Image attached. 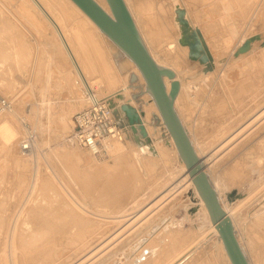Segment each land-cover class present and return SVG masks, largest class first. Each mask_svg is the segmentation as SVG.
Segmentation results:
<instances>
[{
    "label": "rangeland",
    "instance_id": "1",
    "mask_svg": "<svg viewBox=\"0 0 264 264\" xmlns=\"http://www.w3.org/2000/svg\"><path fill=\"white\" fill-rule=\"evenodd\" d=\"M52 1L43 0L50 10H54ZM125 1L127 8L131 10L132 14L134 13L133 16L137 23L136 27L147 50L149 48L156 57L161 58L166 63L171 62V65L176 66V60L173 62L166 60H170V56H166L170 54L167 51V42H172L173 37L176 36L172 35L173 1ZM177 1L187 10L190 20L194 22L195 26L201 27L204 33L210 35L214 48L222 53L217 62H209L206 65L199 64L200 66L197 65L198 63L190 61L188 56H185L186 66L190 64L189 69L184 66L185 71L182 67L183 64L180 66L183 68V72H179L180 75L177 72L178 74L176 73L175 75V77L179 76L178 78L184 87L186 86L185 92L182 94L183 98L180 99L183 107H181L183 110L180 108V113L186 125L187 133L189 132V138L196 144L201 155V161L207 160L202 162L204 163V170L212 183L214 182L213 184L218 187L223 204L231 211L234 217L237 229L235 230L236 236L240 239L243 251L248 257L250 264H264V0H212L207 6V11L203 13L200 4L201 0ZM232 18H235V20ZM69 22L70 26L68 29L71 31L75 32L74 29L79 26L84 33L88 35L93 33L92 29L85 25L84 20L79 16L76 17L73 24L72 20ZM11 36L16 37L14 41L10 38ZM252 37H258V39L255 41L251 39ZM10 39L13 45L15 44L14 48L9 45L11 43ZM105 40L110 56L116 60L121 70L124 83H116L112 86H107V82L103 86L96 83L93 84L92 90L96 92L98 98L109 99L111 97L109 95L119 93L126 88L128 95L124 103H132L138 110H144L145 102L143 97L147 88L146 84L145 87L141 84L139 78L133 72V66L127 60V56L108 37ZM58 41L53 28L38 13L35 5L30 4L29 0H0V102L6 100L13 107L9 115L0 114V121L3 119L9 120L20 133L16 145L11 149L0 142V264H15L11 255L10 238L6 239L8 236L10 237V233L8 236L6 234L12 232L13 226L19 224V220L22 219L20 228L27 227L25 225L21 226V224L27 218L29 223L32 222L34 220H32V216L35 211L37 212L42 208L41 204L44 205L43 208L48 205L45 208L47 210V213H44L45 218V214L47 216V214L51 213V211H48L50 210L49 207H51L50 204H53V207L56 205L59 209L61 203L62 205L71 203L77 207H87L90 211L96 210V204L98 206L106 205L117 212L120 210L122 212L124 210L128 211L129 213L126 212L125 214H129V216H132L133 213L136 214L139 210L145 211L151 205L152 207L149 213L147 211L143 214L142 217L145 219L140 218V220L138 219L139 221L134 222L135 224H131L134 219L130 221V216L127 218L130 222L124 220L122 224H119V226L124 224L127 227H118V222L115 224L111 223V226L109 221L106 224L103 222V227L107 229L103 230L101 219L98 228L99 222L95 221L99 218H95L96 220L91 218L92 221L94 220L95 223H98L94 227V229H97V235H94L96 233L93 235L94 237L96 236L95 238L100 239L96 241L92 235L93 238L91 240L90 235L92 233H89L88 236L90 238L80 239L81 243L84 241L83 244H85H81V246L78 244L80 240L75 237L77 235H74V239H77V241L72 240L74 232L78 233L77 228H74V231L70 233L72 235L67 234V237L64 236L67 239L70 237L69 240L62 239L68 243L64 244L65 246L63 245V248L66 247L67 254L64 256L66 261H61L65 259L63 258L59 259L58 263L53 264H80L81 260H84L94 250V254L89 257L90 260L87 262L84 260L85 264H129L135 259L134 256L141 252V249H151L152 246L158 243H161V245H158L161 246V256L157 264H225L216 248L214 235H211V237L203 236L196 244L192 243L197 238H200L198 236H200L201 232H198L197 228L200 224L202 225L203 221L201 210L198 206L199 199L196 197L194 189L190 186L188 187V184L186 185L188 182L180 183L179 188H174L179 182L178 179L182 180V175L184 174L181 171V164L175 149L169 145L165 124L157 112L153 111L148 120L152 127V141L150 140V143L142 146L145 147L144 149L136 145L125 131L128 122L119 111L121 101H112L113 104L109 103V105L115 108V116L122 130L125 131V139L123 140L125 151L113 158L112 162L100 164L104 165V167H98L99 170L92 172L93 174L88 175L89 177L85 175V180L82 179L84 175H79L78 177L75 175L77 173L74 172V168H70L71 171L69 172L66 170L67 167L60 163L63 162V151L74 152L73 154L80 152L73 143L75 138L71 137L74 136L73 134L76 131L74 116L83 110L87 103L85 100L84 103L80 104L81 106L71 102L63 103L58 100L59 96L57 93L55 94L56 91H54V84L52 83L54 75L51 70H54V67H58V64H61V67L65 65L62 69L67 72L64 78L66 86L59 84L58 87L56 86L57 91L62 88L66 89L67 86L68 90H73L78 85L82 86L77 72L71 66L72 63L66 58L67 56L63 55L61 48L59 49L60 43ZM244 41L246 42L243 45H246L247 42L250 43V46L247 43L250 51L247 49L246 55L244 52H242L243 54L240 52L241 56L245 55L243 58L239 57L240 54H235L237 56H234L233 53L237 48H240ZM17 42L18 45L16 44ZM10 46L13 50H15V47L17 48L16 52L18 57L20 56L19 58L15 56V51H13L15 54H12ZM19 47L20 49H18ZM51 47H54V49ZM23 48L25 52L20 53ZM58 49L60 50L59 54L62 55L58 54ZM52 50L57 53L52 52ZM23 54L28 59L25 60ZM17 58L18 61L15 60ZM60 59H62V63ZM27 60H30V62ZM104 60L106 61V57H104ZM19 61L21 62L19 63ZM15 62L17 65L15 64L14 67L13 64ZM27 62L28 66H26V69L25 64L27 65ZM243 62L246 64L244 66L246 69L243 67L245 65ZM224 67L225 69H223ZM239 67L240 69L244 68L242 69L244 74L239 72L241 71ZM14 68L18 69L19 74L17 69ZM48 69H50L49 73L52 77L48 73ZM216 69H218V72ZM44 71L47 73L45 74ZM215 71L217 72L216 74L214 73ZM235 71L238 73L237 82L235 81V86H237L231 89L233 84L231 85L230 81L232 79H229L228 75ZM208 72L213 73L210 75ZM224 72V77L228 81L221 77L223 76L221 73L224 74ZM44 75L48 77H46L48 81H46ZM93 77L94 75L90 77V80H94ZM41 78H44V81ZM239 79L240 82H238ZM7 80L9 83L5 84L8 82ZM40 80H42L41 83H39ZM10 84H14L13 86L11 85L14 88L15 86L17 87L11 89ZM50 101L57 103L53 105ZM27 105L28 107H26ZM55 106L58 107L56 108ZM56 109H58L57 114H55L57 112ZM0 113L3 112L0 111ZM69 121L72 122L73 128H70ZM57 126L62 132L67 131L66 135L70 133V136H72L64 137L65 135H63L61 137L58 135L57 137L54 132V127ZM27 136L28 138L30 136L36 137L37 140L40 137L41 141L40 146L36 145V149L33 152L24 154L21 152V146ZM149 144L151 147H149ZM80 154L83 153L80 152ZM18 160L22 162V165L17 163ZM109 164L113 165V167H110ZM100 165L98 164L97 166ZM87 178L88 180H86ZM52 192L55 193L51 194ZM55 194L57 197L54 196ZM46 199L47 203L49 200L51 201L47 204L43 202ZM25 202H29L28 204L30 205L22 206ZM131 202H140L139 208H136L139 210L133 208L136 212L132 211ZM37 203L40 204V207ZM127 203L130 207L126 210ZM90 204H95L94 208ZM19 205L20 209H24L20 217L15 215V210ZM184 205H195L196 210H193L196 212L188 213V211H185ZM28 206H33V209L37 207L35 208L36 210L30 207L33 210L31 211ZM67 209L62 211L63 215H61L63 217L64 215L67 216L69 211ZM130 211L133 213H130ZM147 213L148 215H145ZM50 215L48 218H50ZM59 220H54L55 225L60 224ZM77 220L81 222L80 218L76 217L74 225L78 222ZM46 221L48 225L44 227L49 230L53 226L49 225L48 220ZM125 221H128L127 223L130 226ZM150 221L149 227L144 226ZM128 226L131 228H128ZM133 226L134 228H132ZM135 226L137 227L136 230ZM21 229L20 231H22ZM99 229L103 232L98 233ZM205 229H207L206 224ZM118 231L120 236H118ZM137 231L140 232L137 233ZM123 232L124 234L122 235ZM185 232L189 234V238L186 236L182 238L181 233L185 234ZM104 234L107 242L102 237ZM129 234L132 236L130 237ZM112 235L114 238H112ZM58 236L61 237V235ZM136 236H139V239L135 238ZM101 239L106 243L104 248H101V244L104 243ZM86 241L89 245H86ZM99 241L100 243L102 242L100 245ZM112 241L113 243H111ZM70 242L73 244H70ZM75 243L78 247L74 246ZM122 243L124 244L122 245ZM29 246L28 244L26 245V250L23 248L18 250L19 256L21 253L24 254H21V256H24L22 258H25V261L26 257H29L32 253ZM119 246L122 247L120 248ZM79 247L84 249L86 247L87 249L84 251L83 248H80L82 250L80 252ZM91 248L92 251L89 250ZM97 248L99 249L96 250ZM87 250L88 254L86 253ZM144 252L146 253L148 250ZM20 257L18 260H20ZM20 261H18V264H24L22 260ZM84 263L82 262V264Z\"/></svg>",
    "mask_w": 264,
    "mask_h": 264
},
{
    "label": "bare ground",
    "instance_id": "2",
    "mask_svg": "<svg viewBox=\"0 0 264 264\" xmlns=\"http://www.w3.org/2000/svg\"><path fill=\"white\" fill-rule=\"evenodd\" d=\"M28 1V0H27ZM96 4H98L105 12L106 14H108L109 16H111L112 18H114V10L112 9V5L110 4V1L109 0H93ZM173 1V5H174V9H173V14H174V18H173V28H172V35H176L173 37V41H169L167 42V51L170 52V54L166 55L167 57L170 56V60L169 59H166L167 61H175L176 63V66H173L169 63H166L165 61H162L161 58L159 57H156L152 51H150V49L148 48V52L150 54V56L153 58V60L156 62V64L164 69H167V70H170L172 71L173 73H176L178 72H183L182 69L184 68H187L189 69V65L186 66L187 62H186V57L185 56H188V59L192 62H195V63H198L197 65L201 64V65H206L207 63L209 62H217V60L219 59V57L222 56V53L221 51L217 50L214 48V46L212 45V41L210 39V35L207 33H204L203 29L199 26H195L194 22L192 20H190V16H189V13L187 12V10L181 6L182 4L181 3H178L177 0H172ZM30 4H34L35 7L37 8L38 10V13L43 16L47 22L49 23V25L53 28V31H54V34L58 37V43H60V47L59 49L61 48V52H63V55L67 56L66 58H68L69 62L72 63V68L75 69V71L77 72L79 78H80V81H81V84L82 86H79L77 88H74L73 90L70 89L68 90V86L66 89H61V90H58L56 89V86L58 87L59 84L60 85H63V86H66V81L64 82V78L66 77V72L65 70L62 69V67H64L65 65H63L61 67V64H58V67H54V70H51L52 73H53V79H52V83L54 84V91L55 94L57 93V95L59 96V99L61 102L63 103H66V102H71V103H74V104H77L79 106H81L80 104L81 103H84V100L85 102L87 103L88 105V102H89V99L92 97V96H95V97H98V95H96V92H94V90H92V86L93 84H100V86H103L105 85V82H107V86H112L113 84H116V83H124L123 79H122V73H121V70L120 68L118 67L117 63H116V60L113 59L111 56H110V51H108L107 47H106V40L105 38L107 37L99 28L98 26L72 1V0H53L52 2L54 3V10H50L48 5L46 3L43 2V0H29ZM125 4H126V1L124 0ZM212 2V0H201L200 4H201V8H202V13L203 12H206L207 11V6L209 5V3ZM127 6V5H126ZM173 7V6H172ZM129 10V8H128ZM133 20H134V23L135 25L137 24L136 23V20L134 19V16L131 12V10H129ZM81 17L83 20H84V24L89 26L93 33H91L90 35H88L87 33H84V31L79 28V26H76V28L74 29V31H71L70 29H68V27L70 26V20H72V24L73 22H75L76 20V17ZM192 19V18H191ZM235 20V18H232ZM141 21V20H140ZM143 22V21H142ZM145 31V30H144ZM147 31V30H146ZM176 33V34H175ZM11 39H13L12 41H14V39L16 37H10ZM11 39H10V42H11ZM251 39L253 40H257L258 37H252ZM250 40V39H249ZM176 41V43H175ZM16 42V41H15ZM246 41H244L242 43V45L240 46V48L233 53L234 56H237L240 54V52H246V50L249 48L248 47V44L250 46V43L247 42L246 45H243ZM251 42V40H250ZM9 43V42H8ZM229 43V42H227ZM253 43V42H251ZM18 45V42L16 43ZM197 44V47H194L195 45ZM9 45H12L15 46V44L13 45V43L11 42ZM22 45V44H20ZM52 45V44H51ZM50 45V46H51ZM116 45V44H115ZM53 46V45H52ZM117 46V45H116ZM213 46V47H212ZM228 46V45H227ZM244 46V47H243ZM18 47V46H17ZM11 48V46H10ZM14 48V47H13ZM13 48H11L12 50V54L14 55L15 52H16V47H15V50H13ZM26 48V47H25ZM54 49V47H51ZM118 49H120L118 46H117ZM20 49V47L18 48ZM22 49V47H21ZM31 49V48H30ZM58 49V50H59ZM10 50V49H9ZM10 50V51H11ZM27 50V49H26ZM57 50V49H56ZM121 50V49H120ZM249 50V49H248ZM13 51H15L13 53ZM32 51V50H31ZM122 51V50H121ZM250 51V50H249ZM21 52H25L24 51V48H23V51L20 50V53ZM28 52V51H27ZM30 52V51H29ZM50 52V51H49ZM52 52H56V51H53ZM60 50L58 51V54H59ZM123 52V51H122ZM53 53V54H54ZM57 53V52H56ZM121 53V52H120ZM120 53H118L120 55ZM124 53V52H123ZM125 54V53H124ZM237 54V55H235ZM243 54V53H242ZM247 53H245L246 55ZM24 55V54H23ZM57 55V54H56ZM55 55V56H56ZM59 55H62V54H59ZM126 55V54H125ZM244 55V56H245ZM16 57H18L17 55V52H16ZM26 55H24V59H28L27 56L25 57ZM51 56H53L51 54ZM127 56V55H126ZM241 56V54L239 55V57ZM244 56H241L242 58ZM20 57V56H19ZM18 57V58H19ZM104 57H106V61L104 60ZM14 58V57H13ZM12 58V59H13ZM18 58L15 59L16 61H18ZM31 58V57H30ZM166 58V57H165ZM23 59V60H24ZM103 59V60H102ZM207 59L206 63L203 62V60ZM31 60V59H30ZM30 60H27L30 62ZM59 60V59H58ZM108 60V61H107ZM127 60L129 61V63L133 66V72L137 75V77L139 78L140 82L142 85H144L145 87V84L147 86V83H146V80L144 79L142 73L140 72V70L138 69V67L135 65V63L127 56ZM165 60V59H164ZM237 60V59H236ZM62 61V59H60V62ZM235 61V59H234ZM244 61V60H243ZM21 61H19L20 63ZM24 62V61H23ZM22 62V64H23ZM26 62V61H25ZM237 62V61H236ZM245 62V61H244ZM243 62V63H244ZM54 63V62H53ZM57 63V62H56ZM62 63V62H61ZM103 63V64H102ZM230 63V61H229ZM234 63V62H233ZM247 64V62H245ZM244 63V64H245ZM15 64L16 62L13 64L14 67H15ZM30 64V63H29ZM177 64H180V65H177ZM184 64V65H183ZM243 65L244 66H246ZM17 65V64H16ZM19 65V64H18ZM21 65V64H20ZM24 65V64H23ZM181 65H183L182 67H180ZM238 65V64H236ZM26 66H28V62H27V65L25 64V68ZM200 66V65H199ZM235 66V65H234ZM18 67V66H17ZM52 67V66H51ZM203 67V66H202ZM226 67V66H225ZM225 67L223 69H225ZM233 67V66H231ZM20 68V67H19ZM23 68V67H22ZM48 68V67H47ZM184 68V70H185ZM246 69V67H244ZM242 68V69H244ZM14 69H17V68H14ZM27 69V68H26ZM52 69V68H51ZM187 69V70H188ZM193 69V67H192ZM222 69V70H223ZM232 69V68H231ZM240 69V67H239ZM240 69L241 71L239 72H243L244 74V71ZM45 70V69H44ZM49 70L48 69V73H49ZM191 70V68H190ZM217 72H218V69H216ZM234 70V69H232ZM10 71V70H9ZM20 71H22L20 69ZM25 71V70H24ZM47 71V70H46ZM46 71L45 74L47 73ZM50 71V72H51ZM186 71V70H185ZM226 71H228L226 69ZM231 71V70H229ZM17 72H18V69H17ZM193 72V71H192ZM195 72V71H194ZM216 71L214 72L215 74L217 73ZM10 73V72H9ZM21 73V72H20ZM177 73V74H178ZM186 73V72H185ZM187 73H190V72H187ZM209 73V72H208ZM213 73V72H212ZM212 73H209L210 75ZM220 73V72H219ZM19 74V72H18ZM50 74V73H49ZM223 76L221 77H224L225 75V72L224 74L221 73ZM220 74V75H221ZM7 75V73H6ZM10 75V74H9ZM8 75V76H9ZM51 75V74H50ZM93 79L94 80H90V77L93 76ZM180 75V73H179ZM11 76V75H10ZM205 76V75H203ZM238 76V73L237 71H235L234 73H229L228 77L229 79L231 78L232 81H230V84L232 85V88L235 86V83L237 82L236 81V77ZM45 77V75H44ZM47 77V76H46ZM46 81H48V77L46 78ZM52 77V75H51ZM132 77H136V76H132ZM179 76L175 77V80L179 82V91H178V94H177V97L175 99V102H174V107H175V110L180 118V120L182 119V115L180 113L181 109L183 108L181 106V102H180V99H182L183 97V92H185V87L183 85V83L180 81V79L178 78ZM16 78V77H15ZM206 78V76H205ZM209 78V77H208ZM225 78V77H224ZM9 79V78H7ZM43 79L44 81V78H41ZM51 79V78H50ZM49 79V80H50ZM204 79V78H203ZM96 80V81H95ZM208 80V79H207ZM225 80L228 81L227 78H225ZM242 80V79H241ZM8 81V80H7ZM9 81H11L9 79ZM9 81L5 84H8ZM17 81V79H16ZM42 80H40L39 83H41ZM95 81V82H94ZM219 81V80H218ZM236 81V82H235ZM51 82V80H50ZM50 82H48L49 84H51ZM164 82H165V86H166V91L167 93L170 92V89H171V83H172V80H170L169 78L165 77L164 78ZM238 82H240V79L238 80ZM38 83V84H39ZM47 84V83H46ZM238 84V83H237ZM4 85V84H2ZM13 86L14 84H10V86ZM40 85V84H39ZM44 86H46L45 84H43ZM7 86V85H5ZM9 86V85H8ZM9 86V88H10ZM11 86V89H13L14 87ZM41 86V85H40ZM228 87V85H226ZM225 86V87H226ZM237 86V85H236ZM235 86V87H236ZM17 86H15L16 88ZM226 87V88H227ZM230 87V86H229ZM14 88V89H15ZM50 88V87H48ZM53 88V86H52ZM38 89H39V86H38ZM228 89V88H227ZM41 90V88H40ZM52 90V89H51ZM198 90V89H197ZM196 90V91H197ZM187 91V90H186ZM60 92V93H59ZM127 92V89L124 88L121 92H117V93H113L109 96H111L109 99L105 98L108 100V103H112L113 102H117V101H121L120 102V105H119V111H120V108L121 106H123L124 104H128L130 106H132L133 108H135L138 112V114L140 115V118L142 120V123L146 129V132H147V135H148V138L152 141L151 139V126L149 124V119L152 115V112L155 111L157 112V114L162 118L161 114H160V111L157 107V104H156V101L155 99L153 98V96L150 94L149 90H148V86L146 88V91L144 93V97H143V100L145 102L144 104V110L140 111L138 110L136 107H134V105H132V103H124V101L126 100L127 98V95L128 93ZM191 93V91H189ZM197 93V92H196ZM187 95V93H185ZM190 96V94H188ZM190 99V98H188ZM187 99V100H188ZM26 100V99H24ZM191 100V99H190ZM194 100V99H193ZM113 101V102H112ZM51 102V101H50ZM49 102V103H50ZM54 102V101H53ZM52 103V102H51ZM57 103V102H55ZM55 103H52L53 105ZM59 103V102H58ZM190 103V102H189ZM26 104V103H25ZM119 104V103H118ZM38 105V104H37ZM48 105V104H47ZM51 105V104H50ZM49 105V107H50ZM46 106V104H45ZM28 107V105L26 106ZM30 107H32L30 105ZM56 108L58 106H55ZM54 107V109H55ZM111 107V106H110ZM182 107V108H181ZM112 110H114L115 108L111 107ZM181 108V109H180ZM12 109H9L8 111H5L3 113H0V114H6V115H9L11 112H12ZM33 109V108H32ZM35 109V108H34ZM118 109V108H117ZM52 110V109H51ZM57 112L55 114L58 113V109H56ZM183 110V109H182ZM55 112V111H54ZM122 116H124V114L122 112H120ZM163 120V118H162ZM164 122V120H163ZM182 124L187 132V128H186V125L184 124V121L182 119ZM69 124H70V128L73 126L72 125V122L69 121ZM165 124V123H164ZM57 125H58V120H57ZM136 126V131L132 130V128L129 126L126 127L125 131L129 134L130 136V139L132 138V141L138 145V146H141V148H144L145 147H142V146H145L148 144V141L146 138H144L140 132V129H139V125H135ZM166 129H167V133H168V137H169V145H171L174 149H175V153L180 161V164H181V171L184 175L183 178L182 177H179V178H182L181 179H178L179 182L178 184L174 187V188H177L179 186L180 183H184V182H188L186 183V185L188 184V187H192L194 189V193H196V197H198L199 199V204L198 206L200 207V210H201V215H202V218H203V221H202V225L198 226L197 228V231L201 232L200 233V238H197L196 240H194L192 243L193 244H196L199 240H201V237H205V236H210L211 235H214L215 238H214V241H215V245H216V248L218 250V252L220 253V255L222 256L223 260H224V263L225 264H232L231 260H230V257L228 256L227 254V251L225 249V246H224V243H223V240L221 239L220 235H219V232H218V223L217 222H213L210 215H209V212H208V209L204 203V201L202 200V198L200 197L199 193H198V190L196 188V186L194 185L193 183V179L192 177L190 176L189 174V170L187 169L186 167V164L183 162V160L180 158V155H179V152L177 150V147H176V144H175V141L173 139V137L171 136L170 132L168 131V128L167 126L165 125ZM73 128V127H72ZM125 131H124V139H125ZM54 132L56 134V136L58 137L61 136L63 137V135H65L64 137H68L70 136V133L68 135L67 134V131L66 132H62V130L57 126V127H54ZM189 133V132H188ZM187 133V134H188ZM29 134V133H28ZM18 135H20V133L18 132V129L14 126V124H12L9 120L7 119H3L2 121H0V142L4 143L3 145L6 146L7 148L11 149L12 147H14L17 143V140H18ZM74 135V134H73ZM72 136V135H71ZM70 136V137H71ZM189 136V135H188ZM74 136H72L71 138H73ZM24 138V137H23ZM22 138V139H23ZM28 138V136H27ZM26 138V139H27ZM21 139V141H22ZM25 139V138H24ZM23 139V140H24ZM28 139H30V143L32 145V149L30 151L33 152L35 149H36V145L40 146V141H41V138L39 137L38 140L37 138L35 137H29ZM127 139V137H126ZM70 140V139H69ZM192 139H190L191 141ZM71 141V140H70ZM23 142V141H22ZM193 142V140L191 141ZM20 143V142H19ZM73 143L75 144V146L80 150L81 153L83 154H80V152H76V154H73V153H70V152H67V151H63L62 152H59V153H62V159H63V162H60V163H63L64 164V167L66 166V170L67 171H71L70 168H74L72 170H74V172H76L77 174H75L77 177L79 175H84V177L82 179L85 178V175L87 177H89L88 175L90 174H93L94 171L97 172L99 170L98 167H104V165H100V164H105V163H108V162H112L113 161V158L117 157L118 155H121L124 151H125V146H124V143L123 141H120V140H116V139H111V138H108V139H105L104 142H103V146H104V154L100 157H93L91 155H89L85 150H83V148H81L79 146V144L74 140ZM42 144V143H41ZM193 147H194V150L198 156V158L200 159L201 161V155L197 149V146L196 144H194L193 142ZM75 147V148H76ZM148 147V146H147ZM149 147H151V145L149 144ZM70 148H73V147H70ZM55 150V149H54ZM53 150V151H54ZM58 151V150H56ZM55 151V152H56ZM22 152V151H21ZM23 153V152H22ZM25 154V153H24ZM23 154V155H24ZM29 154V152H28ZM54 154V153H53ZM55 155V154H54ZM53 155V157H54ZM58 155V154H57ZM61 157V156H60ZM59 158V157H58ZM60 159V160H62ZM56 160V159H55ZM206 160V159H205ZM204 160V161H205ZM204 161H201V162H204ZM207 161V160H206ZM17 163L19 165H22V162L20 160L17 161ZM58 163V162H57ZM206 163V162H205ZM62 164V165H63ZM100 165V166H97V165ZM204 163H202L203 165ZM77 166V167H76ZM97 166V167H96ZM110 167H113V165H110ZM69 167V169H68ZM204 167V165H203ZM106 168V167H105ZM204 169V168H203ZM93 170V171H92ZM93 172V173H92ZM204 172L206 173V171L204 170ZM180 173V174H182ZM65 174H66V171H65ZM207 174V173H206ZM68 176V175H67ZM82 177V176H80ZM209 177V176H208ZM73 178V177H72ZM210 178V177H209ZM71 179V178H70ZM85 180V179H84ZM88 180V178L86 179ZM181 180V181H180ZM211 181V179H210ZM125 182V181H124ZM212 183V181H211ZM214 183V182H213ZM212 183V186L214 187L217 195H218V199H219V202H220V205L222 207V209L224 210V212L228 215V217L231 219L232 221V224L234 226V229H236V223H235V220H234V217L232 216V213L230 210H228V208L223 204L222 200H221V197L219 195V191H218V187ZM185 186V185H184ZM55 187V186H54ZM186 187V186H185ZM179 188V187H178ZM80 189V188H79ZM185 189V188H184ZM192 189V190H193ZM52 190V188H51ZM186 190V189H185ZM55 191H57L55 189ZM58 192V191H57ZM55 192H52L51 194H53ZM57 194V193H56ZM56 194L54 196H56ZM57 197V196H56ZM45 198V197H44ZM55 198V197H53ZM41 199V198H40ZM43 199V198H42ZM39 200V199H38ZM37 200V201H38ZM44 200V199H43ZM55 200V199H54ZM40 201V200H39ZM38 201V202H39ZM51 201V200H49ZM48 201V203H49ZM56 201V200H55ZM43 202H46L47 203V199L46 201H43ZM52 202H53V199H52ZM51 202V203H52ZM29 202H25V204H23L22 206L24 205H27ZM32 204V202H30ZM42 203V202H41ZM45 203V204H46ZM47 203V204H48ZM65 203V202H64ZM108 203H113V202H108ZM142 203V202H141ZM34 204H35V201H34ZM38 204V203H37ZM36 204V205H37ZM92 204V203H91ZM90 204V205H91ZM140 202H131V207H132V211H135V210H139V209H136L138 206H139ZM30 205V204H28ZM40 204H38L39 206ZM51 207L50 210L48 211H51V215H50V218H48V214L46 216L45 214V218H44V213H47V210L45 208L47 207L45 206V208H43L44 205H40L42 208L39 210V211H35L34 212V215L32 216V222H28V218L27 220L25 219V217H23L25 219L24 223L21 224V226H27V227H22L23 229L20 228V221L22 220H19V224H15L12 228V232H8V234H6L7 236L9 235L10 233V237L8 236L6 239L10 238V243H11V248H12V251H11V255H12V259H13V263L15 264H18V261L22 260L24 264H53V263H58V260L60 259H63L65 258L64 256L67 254L66 253V247L63 248V245L65 244H68L65 240H62V239H66V240H69L70 237L65 238L67 237L66 235L70 234L72 231H74V228H77L76 230L78 231V233L76 234V232H74L75 234H73V238L72 240L73 241H77V239H83L85 240V238L88 239V235L89 233H92L90 235L91 237V240L92 238L94 237V235H97V229H94L95 226L98 225V223H95V222H99V225H98V228L100 226V219L102 221V227H103V222H106L109 223L110 221V224L111 223H117L118 224V227L119 224H122V221L124 220H128L130 219L133 220L131 222L134 223L135 221H137L138 219L140 220L143 219L144 217L143 214L145 212L150 211V208L152 207L149 206V208H146V210L144 211H137L136 214H134L132 211H130V213L132 212L133 215L131 216V218H129V214L126 215L125 213H129L128 211H119L117 212L116 210H113L111 207L109 206H106V205H100L98 206L96 204L95 208L96 210H92L90 211L89 209H87V207H77L75 205H72L71 203H65V205H62L61 203V207H58L56 205H54L55 207H53L52 205L53 204H50ZM49 205V206H50ZM95 205V204H94ZM94 205H91L92 207ZM39 206V207H40ZM185 206V205H184ZM187 206V208H186ZM184 207L185 211H188V213H194L196 212L195 208L196 206L195 205H186ZM31 207V206H30ZM30 207L28 206V208L30 209ZM33 207V206H32ZM31 207V208H32ZM37 207V206H36ZM34 207V209L36 208ZM130 207L128 205V203L126 204V210L127 208ZM147 207V206H146ZM48 208V209H49ZM69 209L68 211V214L67 216L64 215V217L62 216L63 215V210L66 211V209ZM90 208V207H89ZM94 208V207H93ZM133 208L135 210H133ZM139 208V207H138ZM142 208H145V207H142ZM33 209V208H32ZM33 209V210H34ZM67 209V210H68ZM130 209V208H129ZM128 209V210H129ZM195 209V210H193ZM31 210V209H30ZM29 210V211H30ZM31 210V211H33ZM36 210V209H35ZM38 210V209H37ZM142 210V209H141ZM24 212V209L21 208L20 209V205L18 206V208L15 210V215H18V217H20V214H22ZM136 212V211H135ZM30 213V212H29ZM145 214V215H148ZM60 214V216H59ZM62 214V215H61ZM73 216V217H72ZM74 216L80 218V221L77 220L78 222L76 223V225H74ZM47 217V218H46ZM62 217V219H61ZM42 218V219H41ZM91 218H94V220H96L95 218H99L97 221L94 222V220L92 221ZM129 218V219H127ZM50 219V220H49ZM60 219V220H59ZM145 219V218H144ZM46 220H48L49 222V225L51 224L53 227L49 230L46 229V227H44L45 225L47 226L48 224H46ZM54 220H59L60 224H56L54 223ZM138 220V221H139ZM18 221V220H17ZM31 221V220H29ZM127 221V222H128ZM129 221V222H130ZM22 222V221H21ZM26 222V223H25ZM56 222V221H55ZM58 222V221H57ZM126 222V221H125ZM126 224H129L127 223ZM62 223V224H61ZM64 223V224H63ZM116 224V225H117ZM135 224V223H134ZM133 224V225H134ZM137 224V223H136ZM151 224V221L150 222H147V225H144V226H147L149 227V225ZM205 224L207 226V229H205ZM74 225V226H73ZM141 225H143L141 223ZM76 226V227H75ZM106 226V225H104ZM112 226V224H111ZM115 226V225H114ZM124 226V224L122 225ZM121 226V227H122ZM130 226V224H129ZM128 228H131L129 227ZM143 226V227H144ZM117 227V226H116ZM117 227V229L119 230V228ZM124 227H127L124 226ZM136 227V226H135ZM146 227V228H147ZM10 228V227H9ZM127 228V230H128ZM134 228V226L132 227ZM20 229L22 231H20ZM101 229V228H100ZM98 231V233H101L103 232L102 230ZM106 229V227H103V230ZM122 229V228H121ZM126 229V228H125ZM137 229V227L135 228V230ZM142 229V228H141ZM140 229V230H141ZM75 230V231H76ZM107 230V229H106ZM123 230V229H122ZM96 231V232H95ZM203 231V232H202ZM21 232V233H20ZM133 232V231H132ZM140 232V231H137V233ZM236 232V231H235ZM96 233V234H94ZM121 233V231H120ZM127 233V232H126ZM131 233V232H130ZM134 233V232H133ZM94 234V235H93ZM124 234V232L122 233V235ZM184 233H181V236L182 238L184 236L188 237L189 238V234L185 232V234L183 235ZM58 235H61L58 236ZM72 235V234H70ZM74 235H77L75 236L77 239H74ZM93 235V237H92ZM102 235V234H101ZM121 235V236H122ZM134 235V234H133ZM65 236V237H64ZM86 236V237H85ZM99 236V234H98ZM105 234L102 236L104 237ZM111 236V235H109ZM113 236V235H112ZM116 236V235H115ZM118 236H120L119 234V231H118ZM130 236V234H129ZM132 236V235H131ZM130 236V237H131ZM89 237V238H90ZM96 237V236H95ZM94 237V238H95ZM101 237V236H100ZM139 237V236H138ZM137 236L135 238H138ZM105 241H106V237H104ZM108 238V236H107ZM114 238V236L112 237ZM121 238V237H120ZM134 238V237H133ZM237 238V236H236ZM19 239V241H18ZM96 241L99 240L98 238H95ZM103 239V238H102ZM101 239V241H102ZM109 239V238H108ZM111 239V237H110ZM118 239V238H117ZM127 239V238H126ZM139 239V238H138ZM137 239V240H138ZM71 240V239H70ZM71 240V241H72ZM81 240H80V243L78 244H82V245H85L83 244V242L81 243ZM90 240V242H92ZM103 240V241H104ZM115 240V239H114ZM120 240V239H119ZM8 241V240H7ZM88 241V240H87ZM86 241V245H89L88 242ZM95 241V243H96ZM102 241V242H103ZM101 244L100 241H99V245L101 244V248H104L106 246V243ZM109 241V240H108ZM126 241V240H125ZM136 241V239H135ZM213 241V240H212ZM213 241V242H214ZM237 241L240 245V247L242 248L243 250V247H242V243L240 241L239 238H237ZM89 242V243H90ZM107 242V241H106ZM134 242V241H133ZM30 244L29 247H31L30 250H32V253L31 255H29V257L27 256L26 257V261H25V258H22L24 256H21V251H20V256L18 255V250H22L25 249L26 250V245ZM113 243V241L111 242ZM70 244H73L70 242ZM91 244V243H90ZM93 244V243H92ZM97 244V243H96ZM124 243H122L123 245ZM64 245V246H65ZM76 245V243L74 244V246ZM81 245V246H82ZM121 245V244H120ZM158 245H161V243H158L154 246L150 248H143L141 249V252H139L137 255H135V259L132 260V262H130L129 264H145V263H148V264H157L159 261H160V256H161V252H160V249H161V246H158ZM71 246V245H70ZM70 246H67L69 248H72ZM73 246V245H72ZM78 247V245H76ZM84 247V246H83ZM83 247H79L80 248H83ZM88 247H91V246H88ZM94 247V246H93ZM118 247V245H117ZM120 247V246H119ZM122 247V246H121ZM120 247V248H121ZM28 248V247H27ZM67 248V249H69ZM96 248V246H95ZM100 248V246H99ZM99 248H97L96 250H98ZM119 248V250H120ZM84 249V248H83ZM85 249H87L85 247ZM84 249V251H85ZM29 250V251H30ZM90 251H92V248L89 249ZM103 251V249H101ZM145 250H148V252H144ZM82 250L80 249V252ZM95 251V250H94ZM93 251V252H94ZM91 252L89 255L88 254V250L86 251V258L84 259L85 262L89 261L90 260V256L93 255L94 253ZM101 252V251H99ZM97 252V253H99ZM244 252V251H243ZM85 253V252H84ZM27 254H28V251H27ZM145 254V255H143ZM245 254V252H244ZM24 255V254H22ZM246 255V254H245ZM20 257V260H18ZM93 257V256H92ZM91 257V258H92ZM97 257V256H96ZM133 257V258H134ZM247 257V256H246ZM22 258V259H21ZM83 258H84V254H83ZM89 258V259H88ZM95 258V257H94ZM88 259V260H86ZM248 259V257H247ZM18 260V261H17ZM83 260V259H82ZM81 260V263L82 262L84 263V260L82 261ZM93 260V258H92ZM91 260V261H92ZM142 260V261H141ZM144 260V262H143ZM61 261H66V258L64 260H61ZM60 261V262H61ZM21 262V261H20ZM248 262L250 264V261L248 259ZM22 263V262H21ZM89 263V262H88ZM79 264V263H78ZM85 264V263H84Z\"/></svg>",
    "mask_w": 264,
    "mask_h": 264
},
{
    "label": "water",
    "instance_id": "3",
    "mask_svg": "<svg viewBox=\"0 0 264 264\" xmlns=\"http://www.w3.org/2000/svg\"><path fill=\"white\" fill-rule=\"evenodd\" d=\"M97 26L116 44L138 67L146 80L148 90L156 101L157 107L173 137L180 158L186 164L198 193L204 201L212 221L218 223V232L232 264H249L246 255L240 247L231 219L222 209L218 195L212 186L210 178L204 172L202 162L198 158L192 142L175 110L174 102L179 91V82L175 74L156 64L150 56L134 20L124 0H109L114 10V18L93 0H72ZM197 47V44L194 46ZM207 59L203 62H207ZM172 80L170 92L167 93L164 78ZM132 130L139 125L144 138H148L146 129L137 110L128 104L120 108Z\"/></svg>",
    "mask_w": 264,
    "mask_h": 264
},
{
    "label": "built area",
    "instance_id": "4",
    "mask_svg": "<svg viewBox=\"0 0 264 264\" xmlns=\"http://www.w3.org/2000/svg\"><path fill=\"white\" fill-rule=\"evenodd\" d=\"M12 108L6 100L0 102V111L5 112ZM75 141L83 150L93 157H100L104 154L103 142L111 138L123 141L124 131L122 130L114 110L104 98L92 96L88 105L74 116ZM30 139H25L21 146L23 153L32 149Z\"/></svg>",
    "mask_w": 264,
    "mask_h": 264
}]
</instances>
